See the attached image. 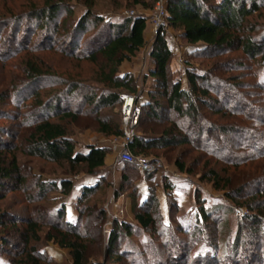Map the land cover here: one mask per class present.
Listing matches in <instances>:
<instances>
[{
	"label": "trees",
	"instance_id": "obj_1",
	"mask_svg": "<svg viewBox=\"0 0 264 264\" xmlns=\"http://www.w3.org/2000/svg\"><path fill=\"white\" fill-rule=\"evenodd\" d=\"M70 1L42 0L41 5H29L24 10H15L12 6H6L5 9V5L0 6V36L3 35L0 37L1 66L5 68L7 65L3 61L4 57L1 58L3 54L12 55L11 58L17 55L20 59V53H24L20 64L13 66L17 74L8 72L9 78H6L4 87L0 91V104L9 101L17 111L16 118L20 127L24 128L23 133L26 136L22 153L27 157L48 163L65 165L69 173L68 177L57 181H46L39 177L28 181L27 175L22 172L17 162L15 155L17 148L12 143L0 139V200L6 192L22 190L28 204L48 202L52 200L48 196L53 192L67 196L72 190L74 177L80 174L90 176L100 174L105 166L104 159L108 149L94 145L77 149L76 143L68 134L67 127L76 125L78 118L84 113L83 115L92 118L100 135L120 137V121L108 115H100V111L119 107L121 94L134 95L137 91L132 75H120L119 68L124 62H130L144 47L147 18L134 15L120 23H113L96 14L91 9L92 2L87 1L84 14L70 25L67 20L72 16L68 5ZM158 1L149 0V5L144 0H134L135 5L143 9L150 8ZM6 2L8 3V0ZM263 2L264 0H219L218 2L166 0L165 21L168 27L178 31L179 38L184 42L189 45H200L204 54L218 55L227 49L235 48L238 43L244 55L251 59L260 57L264 62L262 36L246 37L244 40L236 37V33L245 29V20L248 16L258 12ZM63 13L65 16L61 19ZM89 26H92L91 31ZM246 30L248 31V28ZM33 35L38 39L35 46L30 45ZM5 43L9 45L8 50L4 48ZM37 52L57 53L78 63H88L94 68L95 76L103 89L94 92L80 80V76L67 75L63 78L64 74L58 73L55 68L49 66L43 57L36 55ZM172 57L173 49L168 46L164 30L161 29L150 50V59L154 67L149 70V76L155 88L149 94L148 103L141 106V118L137 127H142L143 118L158 124L162 122L160 100L153 99L152 95L155 90H158L159 97L164 99L166 110L172 111L179 119H184L182 122H186L188 127L180 126L177 122L171 123L156 134H147L143 128L142 132L136 134L129 143L133 155H148L151 151L190 143L189 126H198L196 119L200 118L199 109L205 108L218 114L230 103V99L226 98L232 92L231 87L223 82L212 83L211 78L205 73L186 71L187 89H183L178 81L170 82L169 61ZM11 66L9 65L10 69L13 68ZM43 82L53 84L47 92H42V89L37 87ZM261 88L264 100V85H261ZM79 98L81 100L77 101ZM234 100H237L236 96ZM86 107H90V110L85 111ZM205 125L206 129H201L199 134L203 131L211 132L212 130L209 129L215 128L210 123ZM220 130H223V133L227 132L225 128ZM232 132L245 136V129H235ZM203 141V144L207 143L204 147L206 150L214 147L222 148L211 143L209 137ZM261 156L264 157V151ZM175 165L179 172H187L184 166L178 163L177 158ZM129 170L138 172L130 164L121 165L122 182L129 180ZM209 175L213 186L220 188L218 175L214 171H209ZM105 179L106 177H101L96 186L82 189L76 202L73 222L66 218L65 207L62 204L58 207L31 210L33 217L13 216V221L6 223L0 218V248H2L0 255L8 256L9 253L3 248L8 245L15 247L14 240H18L16 244L21 247L12 260L8 259V264H41L45 252L37 244L41 241L39 232L40 224H43L39 219H44L43 226L47 227L44 239L61 249L68 250L72 264H105L106 262H89L91 259L89 247L92 242L96 244L101 242L99 234L105 213L96 203L88 204L94 194L104 190ZM121 194L116 193L115 198ZM235 194L241 195L239 190H236ZM243 201L245 202L243 205L251 214L245 215V219L239 224L235 239L229 242L230 245L207 244L200 251H196L194 264H217L215 260L219 258L217 254L219 250L222 252L223 260H226L227 256L232 257L231 264H241V257L245 260L249 258L245 264H264V249L261 245L264 240V185ZM152 202L151 200V204ZM151 204L146 207L144 203H139L137 210L134 198L131 200L134 221L139 229L150 235V238L140 242L139 245L124 244L118 249L119 240L121 238L128 240L130 236L135 235L136 230L125 221L112 222L105 242L107 262L120 264L126 260L128 264H168L169 260L170 264H186L187 255L185 251L181 252L180 248L183 247L180 245L181 242L178 239L177 243L169 242L168 239H173V236H164L171 234L166 232V229L156 231L157 218L150 211ZM198 214L200 217L197 218L192 231L200 234L199 224L208 223L214 216L212 211H207L203 207ZM17 223L22 227H17ZM7 224L13 233H4ZM177 232L184 235L189 233L188 230L181 228ZM201 233L203 234V231ZM244 235L245 238L251 237L249 240L245 239V248L240 239ZM155 236L160 238L159 247L152 241ZM249 245L254 248H246ZM242 248L243 254L239 251ZM162 250L165 254L169 253L170 257L166 256V258Z\"/></svg>",
	"mask_w": 264,
	"mask_h": 264
},
{
	"label": "rangeland",
	"instance_id": "obj_2",
	"mask_svg": "<svg viewBox=\"0 0 264 264\" xmlns=\"http://www.w3.org/2000/svg\"><path fill=\"white\" fill-rule=\"evenodd\" d=\"M6 1L0 0V6L5 5V9L6 6H12L15 10H24L29 5L37 4L39 6L42 3V0H8V3ZM87 1L92 2L91 9L96 14L113 23H120L134 15L147 18L144 47L136 53L130 62L123 63L119 73L125 69L131 70L137 90L134 96L139 100L147 93L149 100V94L155 88L153 80H150L149 70L154 67L150 59V50L156 38L150 22L155 15L157 2L150 8L143 9L135 5L134 0H71L68 5L72 16L67 19L70 25H73L84 14ZM144 1L149 4V0ZM161 1L163 4L166 2V0ZM218 1L215 0V2ZM64 16L63 13L61 19ZM245 22V29L236 33V37L242 40L246 37L257 38L262 36L264 38V2L262 8L248 16ZM91 27L89 26L90 31ZM161 29L164 30L167 42L170 37L175 40V44L168 42V46L173 49V57L169 61V81H178L183 89H187L186 71L205 73L211 78L212 83L223 82L226 86L231 87L232 92L226 98L230 99V103L228 106H224L218 114L200 108V118L196 119L198 126H189L190 143L151 151L148 155H141L149 159H157L161 163V168L151 177L150 182H141L140 184L139 182L143 179L134 170H129V180L122 182L118 178L119 176H114L112 171L106 169L104 190L101 193L94 194L88 203L90 205L96 203L97 207L103 209L105 213V220L99 234L101 242H97V244L92 242L93 244L89 247L90 263L106 262L105 264H115L106 260L105 242L108 234L104 232L105 229L111 227L112 222L115 220L125 221L134 226L136 230L135 235L130 236L128 240L122 238L119 240L118 249L124 244L139 245L140 242L150 238L147 232L138 228L133 219L131 200L134 198L137 210H139V203H144L147 207L151 204V200L153 201L150 211L157 218L156 231L166 229V232L171 233L164 234L166 237L168 235L173 236V239H168L169 242L177 243L176 240L178 239L181 242L180 245L183 246L180 248L181 252L185 251L184 253L187 255L186 264H194L196 251H200L207 244L222 245L226 243V245H230L231 241L235 239L238 226L245 219V215L251 214L243 205L245 203L243 200L264 185V157L261 156L264 151V100L261 88V85H264V62L260 57L251 59L249 56L244 55L238 43H236L235 48L227 49L218 55H207L203 53L200 45H189L180 39L178 31L168 27L165 20L164 25L157 29V34ZM37 40L36 35L31 36L30 45L35 46ZM8 47V43H5L4 48L8 50ZM23 55L24 53H20V59ZM36 55L43 57L49 66L55 68L58 73H63V78H66L67 75L80 76V80L94 92L103 89L95 76L94 68L88 63H78L57 53L37 52ZM11 56H5L4 54L1 56V58L4 57L5 60L3 61L7 65L3 68L1 66L2 62H0V91L4 87L3 83L5 84L6 78H9L8 72L14 75L17 74L14 67L21 62L17 55L12 58ZM9 65L14 67L10 69ZM51 85L53 84L50 82H43L38 84L37 87H40L42 92H47L50 90ZM152 95L153 99L160 100L162 122L158 124L143 118L142 127L136 128V134L142 132L143 128L147 134H156L162 128L176 122L180 126L188 127L186 122H182L184 119H179L172 111L166 110L164 99L159 97L158 90H155ZM235 96L237 100H234ZM80 100L79 98L77 101ZM144 107L143 109H145ZM87 110H90V107H86L85 111ZM83 114L78 118L76 125L67 127L68 134L76 143L77 149L84 148L86 143L105 144L110 147L108 153L115 156L117 150L114 148L116 139L100 135L96 131L92 118ZM16 115L17 111L9 101L0 104V139L12 143L17 148L15 150L17 162L22 172L27 175L28 181L37 177L46 181H57L60 178L68 177L67 166L27 157L22 153L26 136L23 133L24 128L20 127ZM100 115H108L120 121L121 125L120 107L118 106L114 109H104L100 111ZM146 122L148 124H145ZM206 123L214 125L215 128L209 129L212 130L211 132L203 131L199 134L201 129H206ZM222 128L227 129V132L223 133V130H220ZM235 129H245V136L241 133H231ZM207 137H209L211 143L220 145L222 148L214 147L211 150H206L204 147L207 146V143L203 144L202 142ZM176 158L187 172L181 173L178 171L175 165ZM209 171H214L218 175L220 179L218 186L220 188L213 186ZM236 190L240 191V196L235 194ZM30 192H33V190H30ZM118 192L122 194L115 198V194ZM228 196L232 198L229 199ZM48 198L52 200L28 204L22 190L6 192L0 200V218L6 223L10 220L13 221V216L33 217L31 210L49 208L50 206L58 207L64 201L57 192L49 194ZM260 200L261 198H259ZM65 202L69 206V211L75 216L76 203L66 199ZM263 203H261V206ZM63 206L65 207V205ZM201 207L207 211H212L214 217L208 223L199 224L200 234H198L193 232L192 229L197 218L200 217L198 213ZM39 221L45 223L44 219H39ZM43 224H40L39 232L41 241L37 244L45 252L41 264H72L68 250L61 249L56 244L47 242L44 239L47 227ZM16 226L22 227L19 223ZM167 226L170 227L167 228ZM180 228L188 230L189 233L187 235L178 233L177 230ZM4 233H13L12 229L9 228V224L6 225ZM246 238L245 235L240 238L244 244L243 248H245ZM152 239L159 247L160 238L155 236ZM249 239L251 237L247 238V240ZM17 241L14 240L15 247L8 245L3 248L7 250L9 255H0V264H8V259L12 260L14 255L18 253L21 245L16 244ZM261 245L264 249V240ZM248 247L254 248L252 245L246 246V248ZM243 248L239 250L241 254L244 253ZM1 250L2 248H0V254ZM206 250L208 248L205 249V252ZM217 254L219 255L218 260H215L217 264H231L232 257L227 256L226 260H223L220 250ZM166 256H169V253H166ZM241 259V264H245V261L247 262L249 258L245 260L244 257H241ZM120 264H128V262L124 260ZM168 264H170L169 260Z\"/></svg>",
	"mask_w": 264,
	"mask_h": 264
},
{
	"label": "built area",
	"instance_id": "obj_3",
	"mask_svg": "<svg viewBox=\"0 0 264 264\" xmlns=\"http://www.w3.org/2000/svg\"><path fill=\"white\" fill-rule=\"evenodd\" d=\"M165 3L160 0L156 4L155 15L150 22V25L157 35V29L164 25L165 20ZM168 42L175 44L173 38H168ZM120 117L121 125L120 137L116 138V155L113 166L118 167L123 164H130L136 168L138 173L143 178L153 176L160 168L161 163L157 159H149L143 156H136L129 149V143L136 135V128L141 118V106L138 104L134 95L123 93L120 95ZM105 234L110 232V228L105 229Z\"/></svg>",
	"mask_w": 264,
	"mask_h": 264
},
{
	"label": "crops",
	"instance_id": "obj_4",
	"mask_svg": "<svg viewBox=\"0 0 264 264\" xmlns=\"http://www.w3.org/2000/svg\"><path fill=\"white\" fill-rule=\"evenodd\" d=\"M146 29H147V25H146ZM173 48H174V46H173ZM174 50H175V48H174ZM122 65L120 66V68H122ZM129 73L131 74L133 72L131 70L125 69L124 71H121L120 75L129 74ZM150 80H152L151 77H150ZM147 96H148V94L146 93L144 96L140 97L139 100H137V102L140 106L148 103ZM114 138L116 139L117 137H114ZM91 145H94L98 148H107L108 150L110 148L109 145H105V144L96 145V144H91V143H86L85 147L91 146ZM114 158H115V156L107 153L105 156V159H104V165L105 166H104V169L102 170V172H100V174H98L97 176H90V175L83 174V175L74 177L73 178V186H72V190L70 191V193L67 196H61L60 195V197L64 199V201L62 200L63 201L62 205H65V213H66L65 215H66V218L68 220L73 222L74 221V214L69 211V208H68L69 206H67V204H66L67 202H65V199L67 201L71 200L72 203L73 202L76 203L77 199L81 195V191L83 188L96 186L97 182L99 181V179L101 177H106V174H107L106 169H107V171L108 170L112 171L114 176H119L118 178L121 180V166H118V167L113 166ZM140 177H142V176L140 175ZM142 179L143 180H141L139 182L140 184H141V182H150L151 177L150 178H143L142 177Z\"/></svg>",
	"mask_w": 264,
	"mask_h": 264
}]
</instances>
